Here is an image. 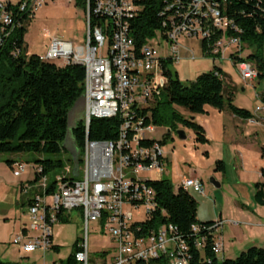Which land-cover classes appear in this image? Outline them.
<instances>
[{"label":"built area","instance_id":"1","mask_svg":"<svg viewBox=\"0 0 264 264\" xmlns=\"http://www.w3.org/2000/svg\"><path fill=\"white\" fill-rule=\"evenodd\" d=\"M134 1L95 0L90 6L86 0L82 44L73 47L70 42L52 38L45 54L38 57L41 61H58L83 68L80 97L83 142L80 153L73 157L71 176L56 177L48 195L45 194L46 177H39L37 184L43 195L27 201V224L11 241L23 253L40 250L41 264H44L43 254L52 245V227L57 223V216L72 210L78 212L82 221V236L73 254L75 264H89V223H96L113 245L112 255L94 264H190L194 252L201 254L209 235L215 257L222 252L219 232L224 221L221 219L207 226L191 225L189 239L183 238L174 225L158 222L164 213L157 207L149 182L162 179L166 159L161 140L150 136L156 128L150 119V109L154 88L163 84L161 63L180 60L177 43L180 37L199 40L208 37L207 28L201 26L203 20L210 21L211 26L221 32L222 36L211 49L212 55H218L217 59L227 48H231L229 54L238 52L240 44L236 38L225 36L227 27L234 28L215 7L206 0H192L179 11L172 9L174 4L166 5L159 13L165 19L158 32L136 48L128 27L138 9ZM12 4V0H0L1 26L12 25V9L8 8ZM43 4V0H30L20 3L17 9L32 17ZM153 39L161 42L156 43L160 51L150 42ZM188 59H193L191 52ZM233 66L243 83L256 78L251 62L239 61ZM258 110L256 107L255 111ZM91 118H116L114 138L88 139ZM168 133L169 129L162 136ZM24 169L23 164L14 163L12 176H19ZM40 171V168L34 169V173ZM148 172L153 174L152 179L141 177ZM171 186L174 191L203 194L197 177L182 176Z\"/></svg>","mask_w":264,"mask_h":264},{"label":"trees","instance_id":"2","mask_svg":"<svg viewBox=\"0 0 264 264\" xmlns=\"http://www.w3.org/2000/svg\"><path fill=\"white\" fill-rule=\"evenodd\" d=\"M13 1V0H12ZM30 0H15L8 8L12 9L11 26L0 24V154L34 153L42 155L30 166L40 168L34 173V181L54 168H60L58 160L46 158L61 151V142L65 136L67 114L73 103L81 97L83 68L75 64L57 65L54 61H41L39 56L26 54L23 36L25 24L31 17L26 11L18 12L20 3ZM56 1V0H43ZM74 7L84 12L86 0H72ZM95 0H88L91 6ZM192 0H135L138 7L129 20V35L136 48L146 40L154 37L165 17L159 13L166 5L174 4L173 10H181ZM215 7L220 15L230 21L234 29L227 27L225 36L236 38L240 46L249 53L239 56L238 52L229 54L232 65L239 61L251 62L256 71V78H261L263 59L260 50L264 46V0H206ZM201 26L207 28L208 37L202 38L200 50L203 57L212 61L218 55H212L213 44L222 36L219 30L211 26L210 21L203 20ZM169 61L161 63L163 84L155 87L152 93L153 105L150 119L154 126H165L169 130L178 123L181 128L190 130L194 142L206 144L202 127L194 122V115L204 113V107L218 112L227 110L234 117L242 120L251 118L249 111L236 108L231 103V88L224 82L226 75L213 65L208 71L195 76L188 83H181L175 73L170 72ZM264 105V95L257 97ZM175 108L188 114L183 117ZM118 122L116 118H91L88 125V139H113ZM74 147L80 153L83 142L82 122L77 121L71 129ZM163 144V139L159 142ZM78 157V156H77ZM76 157V163L78 158ZM4 164L12 169L16 161L6 159ZM223 163L215 161L214 172H223ZM264 178V169H260ZM51 183L45 190L52 191ZM155 193V201L164 215L158 222L169 223L177 227L183 238H190V226L198 224L207 226L213 221L199 222L195 219L196 202L188 192L174 191L166 179L149 182ZM253 201L264 205V183H253ZM57 221L67 223V217L58 215ZM79 238H75L66 258L57 264H75V253ZM57 249V247H52ZM212 236L206 237L201 254L194 252L190 264H264V248L249 247L233 259L218 261L212 252ZM0 264H18L0 260Z\"/></svg>","mask_w":264,"mask_h":264},{"label":"rangeland","instance_id":"3","mask_svg":"<svg viewBox=\"0 0 264 264\" xmlns=\"http://www.w3.org/2000/svg\"><path fill=\"white\" fill-rule=\"evenodd\" d=\"M52 38L70 42L73 47L82 44L83 14L80 9L74 7L72 0L44 1V4L33 12L32 17L25 24L23 36L26 54L43 56ZM198 41L199 39L195 38L180 37L177 40L178 46L180 48L186 46L194 58L192 60L180 58L177 63L172 62V64L167 65L170 72L175 73L178 80L183 84L192 81L196 75L206 72L212 67L210 58L199 55ZM150 42L156 49L159 48L156 45L158 40L153 39ZM159 43L161 44V42ZM240 48L241 55L245 56L247 49L244 46H240ZM157 50L160 51V49ZM226 54L227 52L224 51L220 59L215 61L220 63L223 72L234 86L230 91L231 103L236 108L247 110L253 114L254 108L262 107V103L257 97L264 95V46L260 50L263 59L262 77L254 78L251 82L243 83L241 81ZM54 63L60 65L58 61H54ZM157 80L160 84L162 83L160 77ZM76 102L80 103L79 99L73 105ZM210 109L205 107L204 113L193 117L194 122L200 125L204 131L206 144L195 143L193 133L188 129L181 128L178 123L164 136L162 133L168 129L165 126H156L150 135L156 140L163 139L161 147L166 162L162 167V179L169 180L173 185L186 175L200 179L203 194L188 192L196 202L195 219L199 222L215 221L219 214L227 220L236 216V209L240 207L239 204L248 205L252 202L253 183L255 181H251V178L256 175V169L264 168V158L260 157L261 149L264 151V124H247V133L239 135L237 142L231 143L229 138L233 129L231 114L225 109L220 112ZM175 110L183 117H188V114L182 109L175 108ZM256 115L264 119V110L257 112ZM67 119L68 123L74 122V115L67 114ZM233 119H235L233 120L235 125L240 121L238 118ZM224 123L229 127L227 133L222 134ZM238 127L240 126L238 125ZM177 129L183 131L185 136L183 140L177 138L175 134ZM76 154L77 149L70 142V127L66 125L65 136L61 142V151L56 155L45 156L61 163L60 168H54L46 174L47 181L51 182L56 177L62 176L69 178L71 176L70 171L74 166L73 157ZM41 157L42 155L34 153L0 154V260L2 261H14L18 264H31L32 262V257L26 259L25 254L11 241L15 235L19 234L20 226L27 224L26 207L21 205L23 198L20 196L19 184L30 178L28 175L30 166L33 165L34 160ZM6 159H13L26 168L18 177H13L11 169L3 162ZM215 161L223 163V172L213 171ZM77 170L80 175L81 167L79 164ZM141 177L152 179L153 174L150 172L142 173ZM210 179L217 182L219 187H214L210 183ZM81 236L82 221L78 212L72 210L68 213L67 223L54 224L53 237L54 243L58 246V252L47 251L44 253V264L64 260L74 239ZM258 246L264 248V246ZM87 249L89 264L100 263L112 255L113 245L109 238L102 234L96 223L88 224ZM226 250L223 253H217L216 259H233L240 253L234 249ZM32 256H36V264H41L42 252L40 250L33 253Z\"/></svg>","mask_w":264,"mask_h":264},{"label":"crops","instance_id":"4","mask_svg":"<svg viewBox=\"0 0 264 264\" xmlns=\"http://www.w3.org/2000/svg\"><path fill=\"white\" fill-rule=\"evenodd\" d=\"M198 44H199V48H198L199 55H202L201 50H200V42L199 41H198ZM230 49L231 48H227L224 50L227 52V54H226L227 56L230 53ZM224 51L222 52V54L224 53ZM188 52L189 51H188V48L186 46H182L181 48H180V46H178V54H179V57L181 59L188 58ZM248 53H249V50H247V54ZM222 54H221V56H222ZM239 56H244V55H241V53H240ZM193 58H194V56H193ZM211 64H212V66L213 65L218 66V68L223 72L221 66L219 65L220 63H217L216 61H212ZM224 82H225V85L227 87H230L231 89H233L234 86L232 85V83H231V81L227 75L224 78ZM79 101H80V103L76 102V104L73 105L70 108V110L68 111V115H74V122L68 123V119H67V125H69V127H70V142H71V145L73 147H74V144H73V140L71 137V129L77 121L81 120V118L83 116L82 99L79 98ZM208 108H210V107H208ZM210 110H212V108ZM262 110H264L263 104H262V107H260L258 111H255V108H254L253 114H251L249 112L251 114L250 119L242 120V119L238 118L240 121L236 125L233 121L235 119H233V118H237V117H234L232 114L230 115V118L233 122L232 123V127H233L232 135H230L231 137H229L231 143L237 142V138H239V135H244L245 133H247L246 132L247 124H255V125H258L261 123L264 124V119H262V117H258L256 115L257 112H261ZM255 116H257V117H255ZM238 125L241 128L238 127ZM228 127L229 126L225 123L222 125V134L227 133ZM228 131L230 133V130H228ZM260 157L264 158L263 149H261V151H260ZM260 169L261 168L256 169V172H257L256 175L253 178H251V181H253V182L255 181L254 183H264V178L260 176ZM28 175H30V178L26 179L24 183L19 184L20 196L23 198L21 205H23V206H26L27 201L29 199H31L32 197L43 195V192L39 188L37 182L34 181L35 175H34L31 168H29ZM193 177H195V176H193ZM52 182L53 181L48 182L47 178H46V188ZM239 205H240V207L236 209V212H237L236 216H234L232 219L227 220V219H225V217L222 218L220 214L217 218V219H221L224 221V223L220 229V232H219V239H220V244H221V249H222L221 253H223L224 250L227 251L226 249H234L237 252L238 251L242 252L249 247H259L258 245H261V247L264 246V205L261 206V205L256 204L253 201V199H252V202L249 203L248 205H244V204H239ZM62 216H66L67 221H68V213H66L65 215H62ZM57 223L61 224L58 221H57ZM57 223H55V224H57ZM24 225L25 224H23L22 226H24ZM22 226H20L19 231H21ZM53 227H54V225H53ZM53 227H52V235H51V244L52 245H51L50 249H48L47 251H53L56 253V252H58V246L54 243ZM55 246L57 247V249H52V247H55ZM36 251H38V250L32 251L30 253H23V252L22 253L25 254L26 259L28 257H32L31 264H36L35 263V257L36 256H32L33 253H36ZM69 251H70V249H69ZM40 259H41V256H40ZM7 262H14V261H7ZM52 262H56V261H52Z\"/></svg>","mask_w":264,"mask_h":264},{"label":"water","instance_id":"5","mask_svg":"<svg viewBox=\"0 0 264 264\" xmlns=\"http://www.w3.org/2000/svg\"><path fill=\"white\" fill-rule=\"evenodd\" d=\"M175 134L179 140H183L185 138L184 133L181 129H177L175 131ZM210 183L216 188L219 187V184L215 182L213 179H210Z\"/></svg>","mask_w":264,"mask_h":264}]
</instances>
